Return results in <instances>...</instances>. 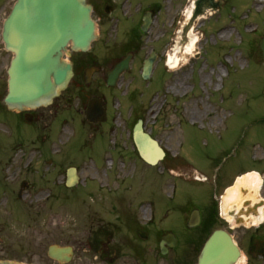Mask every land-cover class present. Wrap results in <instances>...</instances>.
Wrapping results in <instances>:
<instances>
[{
    "label": "rangeland",
    "instance_id": "rangeland-1",
    "mask_svg": "<svg viewBox=\"0 0 264 264\" xmlns=\"http://www.w3.org/2000/svg\"><path fill=\"white\" fill-rule=\"evenodd\" d=\"M209 1L211 4L200 3L202 15L189 20L194 0H162L160 20L168 27H177L169 63L159 62L148 81L140 79L136 69L126 75L117 97L109 102L108 126L85 120L81 104L88 97L86 90L66 102L54 101L39 108L45 114L46 125L35 126V168L31 173L35 176V210L28 197L12 198L0 180V260L27 264H163L166 258L155 256L157 243L153 239L148 255L140 251L133 257L124 241L107 243L103 238L108 248L114 245L119 249L121 259L114 261L111 255L107 260L100 257V249H94L95 239L109 229L107 222L113 232V225L127 223L125 208L137 220L151 216L158 228L180 234L184 224L182 216L174 213L178 187L173 178L189 182L193 175L202 173L208 181L200 182L198 187L201 194H206L217 169L227 184L242 170L253 167L256 155L264 162V59L259 44L264 34V0ZM13 2L7 0L6 11ZM214 3L217 10L210 7ZM224 28L229 33L220 37L219 31ZM97 45L93 43V49ZM126 89L131 92L122 94ZM105 93L110 97L109 92ZM137 115L167 152L166 159L154 167L123 157L136 154L130 133ZM63 117L67 120L54 140V129ZM10 131L8 128L4 154H31L32 132L23 131L21 135L27 147L13 148ZM49 144L59 150L53 157L54 165L48 162L54 156L47 149ZM70 165L78 166L80 173L73 191L64 190L60 184ZM110 176L117 181L113 189L98 190L97 183L89 179L104 177L109 182ZM188 182L185 192L191 201L198 202L200 198ZM218 190L222 196L224 191ZM5 194L8 199L4 202ZM110 194L114 209L108 201ZM119 196L131 199L128 207L126 203L120 205ZM141 200L149 201L144 216L139 210ZM115 232L128 237L122 226ZM50 244L71 245L72 259L59 263L49 258ZM171 251L168 255L175 256V250Z\"/></svg>",
    "mask_w": 264,
    "mask_h": 264
},
{
    "label": "flooded vegetation",
    "instance_id": "flooded-vegetation-1",
    "mask_svg": "<svg viewBox=\"0 0 264 264\" xmlns=\"http://www.w3.org/2000/svg\"><path fill=\"white\" fill-rule=\"evenodd\" d=\"M93 9H95L96 23L98 28V45L96 49L93 47L87 52L74 51L70 47L67 50V57L72 63L73 77L68 88L61 92L55 101L66 102L72 95H78L83 90L88 92V98H101L104 102L107 114L106 123L111 120L109 112L110 98L105 92H109L111 98L114 97V90H118L120 79L124 81L125 75L119 79L117 87L106 86L107 71L112 69L122 59L129 57V71L138 66L141 68L144 59L154 50L156 53V63L166 62L170 50L174 45V35L177 27H168L166 22L160 20L162 4L155 0H90ZM6 11L4 14L6 15ZM144 17L149 18L148 27L142 28ZM177 18V16H175ZM1 23V22H0ZM1 30V29H0ZM8 51L1 39L0 31V164L5 163L3 180L5 182V190L10 195L16 192L18 199L25 200L28 197L35 210V176H32L33 158L35 157V126L41 123L45 124V114L39 108H24L22 110H11L8 108L5 97L8 91ZM129 83H127V86ZM89 89V91L87 90ZM122 92H125L122 90ZM113 93V94H112ZM54 104V100L51 102ZM84 104H82V108ZM103 123H98V125ZM7 125H10L16 137L12 140V144L16 147L23 145L20 139L24 126L32 128L33 136L31 154L21 153L20 155L2 154L3 149L8 146ZM5 133H4V131ZM3 131V132H2ZM11 144V141H10ZM51 152L56 153L55 147L51 148ZM139 158V156H134ZM48 161L51 165L55 164L54 158L50 157ZM54 173V171H52ZM260 173L263 172L260 170ZM111 177V176H110ZM220 178V177H219ZM97 183L98 190L103 188L113 189L115 180L109 178V182L103 177L102 180L90 177ZM96 179V180H95ZM219 180V179H218ZM215 181L216 186L224 184L222 179ZM232 180L230 181V183ZM64 184V179L61 180ZM228 183V184H230ZM17 185V187H15ZM65 186V185H64ZM182 189V187L180 188ZM242 190L245 191L243 188ZM182 195L181 191L179 193ZM220 192L216 188L211 194L200 197L199 211L200 222L192 228L186 227V221L191 209L195 208L192 204L186 207L187 218H183V233L176 236L175 246L167 250L164 256L166 261L163 264H197L201 248L208 236L215 230L224 229L229 232L235 239L243 258L241 264H264V185L260 189V197L251 200L244 198L239 208L232 207L228 210L232 219L224 216L218 209L217 198ZM124 201V199H122ZM120 202V200H119ZM124 203L120 202V205ZM262 212V218L256 223L248 221L244 223L245 216L250 214L258 215ZM248 218V217H247ZM103 226V225H102ZM114 231L119 230L121 226L126 229L128 237L116 238L113 231H105V239L107 242L124 241L125 245H129L133 249L137 248L143 251L144 256L152 251L151 240L159 241L167 230L158 228L153 224L151 218L128 220L127 223L116 225ZM35 227V212H34ZM124 238V239H123ZM130 241V242H129ZM104 253L100 256L103 260L111 255V260L119 257V249L112 245H102ZM176 249V257L172 254L168 255L169 250ZM157 256L161 255L159 247L156 250ZM110 260V261H111ZM146 260L144 259V262Z\"/></svg>",
    "mask_w": 264,
    "mask_h": 264
},
{
    "label": "water",
    "instance_id": "water-1",
    "mask_svg": "<svg viewBox=\"0 0 264 264\" xmlns=\"http://www.w3.org/2000/svg\"><path fill=\"white\" fill-rule=\"evenodd\" d=\"M90 5L85 0H16L3 24L2 36L7 49L13 52L8 69V95L11 108L46 104L64 89L72 75L71 64L62 59L68 42L73 49L85 50L95 38ZM264 57V36L261 38ZM152 58L145 61L143 77L151 72ZM122 62L118 71L125 68ZM87 111L89 121L97 119L98 108ZM133 139L140 156L153 164L163 157L156 140L142 130L139 119L133 128ZM198 212L191 215L189 225L196 224ZM50 256L69 260L70 248L49 247ZM239 254L231 237L222 231L214 232L206 241L198 264H229ZM0 264H17L0 262Z\"/></svg>",
    "mask_w": 264,
    "mask_h": 264
},
{
    "label": "bare ground",
    "instance_id": "bare-ground-1",
    "mask_svg": "<svg viewBox=\"0 0 264 264\" xmlns=\"http://www.w3.org/2000/svg\"><path fill=\"white\" fill-rule=\"evenodd\" d=\"M256 3L261 1V0H254ZM228 30L224 28L223 30L219 31V36L222 37L226 35ZM192 36V35H191ZM193 39V37L191 38ZM193 41H195L193 39ZM192 42L191 45L188 46V51L192 49ZM176 87V86H173ZM259 179L257 178L255 173H248L242 177H239L236 181V185L233 188L227 189L226 193L222 196L221 198V206L223 211L227 210L228 207L232 206L233 204H240L241 202V194L239 192L240 186H247L253 189H256L259 185ZM142 214H145L147 211V206L142 205L140 208Z\"/></svg>",
    "mask_w": 264,
    "mask_h": 264
}]
</instances>
